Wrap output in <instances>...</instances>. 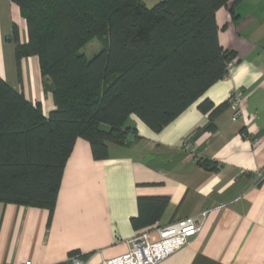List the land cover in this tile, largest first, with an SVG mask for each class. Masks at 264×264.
<instances>
[{
  "label": "crops",
  "instance_id": "1",
  "mask_svg": "<svg viewBox=\"0 0 264 264\" xmlns=\"http://www.w3.org/2000/svg\"><path fill=\"white\" fill-rule=\"evenodd\" d=\"M216 21L221 46L235 54L229 75L160 132L133 115L137 135L124 146L108 143V159L96 161L89 142L77 139L51 214L0 204V264H73L76 252L92 254L90 264H97L126 254L139 233L149 231L155 241L156 229L194 216L201 230L159 264H264V178L255 184L264 175V0H231ZM15 28L26 44L20 7L0 0V77L40 102L47 116L53 95L37 57L17 62ZM234 90L246 94L242 115L233 120L229 107L216 115L215 131H202L210 113L199 106L230 102ZM139 197H164L168 204L155 223L136 229Z\"/></svg>",
  "mask_w": 264,
  "mask_h": 264
},
{
  "label": "trees",
  "instance_id": "2",
  "mask_svg": "<svg viewBox=\"0 0 264 264\" xmlns=\"http://www.w3.org/2000/svg\"><path fill=\"white\" fill-rule=\"evenodd\" d=\"M21 10L28 42L14 29L17 62L35 56L54 109L46 116L0 77V204L36 207L51 214L66 163L77 139L89 142L96 161L108 159V143L124 146L137 135V116L160 132L228 76L234 52L219 42L216 12L231 0H11ZM236 19L234 6L231 8ZM97 39L91 59L79 51ZM209 112L202 131L216 129ZM198 164L208 169L209 163ZM168 199L139 197L136 229L155 223ZM86 258L87 255L73 253Z\"/></svg>",
  "mask_w": 264,
  "mask_h": 264
},
{
  "label": "built area",
  "instance_id": "3",
  "mask_svg": "<svg viewBox=\"0 0 264 264\" xmlns=\"http://www.w3.org/2000/svg\"><path fill=\"white\" fill-rule=\"evenodd\" d=\"M234 62L228 64V73L233 68ZM229 75V74H228ZM246 94L241 90H234L230 98V107L234 110L233 120H237L243 113ZM264 175L260 174L255 182L260 184ZM202 227V220L187 217L167 226L156 229L157 240H152L151 232L145 231L135 235L128 241L129 250L126 254L108 260H102L97 264H159L173 253L186 246L190 239L198 234ZM92 254L82 258L73 255L70 261L73 264H90Z\"/></svg>",
  "mask_w": 264,
  "mask_h": 264
},
{
  "label": "rangeland",
  "instance_id": "4",
  "mask_svg": "<svg viewBox=\"0 0 264 264\" xmlns=\"http://www.w3.org/2000/svg\"><path fill=\"white\" fill-rule=\"evenodd\" d=\"M159 2L160 0H145V3L149 6L152 5V3L157 4ZM100 50H101V43L99 42V40L94 39L88 42L85 46H83L79 52L81 54H84L87 58L91 59L94 55L99 53ZM43 82L44 85L49 87L51 81L47 76H45L43 78Z\"/></svg>",
  "mask_w": 264,
  "mask_h": 264
}]
</instances>
